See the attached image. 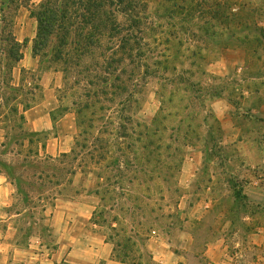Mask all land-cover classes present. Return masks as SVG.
I'll return each instance as SVG.
<instances>
[{"label": "rangeland", "instance_id": "rangeland-1", "mask_svg": "<svg viewBox=\"0 0 264 264\" xmlns=\"http://www.w3.org/2000/svg\"><path fill=\"white\" fill-rule=\"evenodd\" d=\"M146 1L131 51L106 37L95 57L67 66L53 59L57 30L33 54L30 6L12 15V29H2L0 12V171L14 187L11 240L30 253L2 264H46L55 247L47 224L53 206L97 186V224L129 264H155L151 232L192 217L200 199L208 204L199 211L210 227L208 253L190 264H264V205L250 203L248 192L257 168L254 179L264 183V0ZM208 29L215 35L206 36ZM8 31L14 43L4 41ZM243 35L242 45L236 38ZM10 50L23 61L6 59ZM29 56L33 70L24 67ZM46 100L55 121L67 114L76 125L65 157L47 156L44 137L29 144L22 130L20 110ZM198 154L221 160L206 194L181 178L185 161ZM252 158L258 166L251 169Z\"/></svg>", "mask_w": 264, "mask_h": 264}, {"label": "crops", "instance_id": "crops-1", "mask_svg": "<svg viewBox=\"0 0 264 264\" xmlns=\"http://www.w3.org/2000/svg\"><path fill=\"white\" fill-rule=\"evenodd\" d=\"M32 57L24 59V67L33 70L36 64ZM23 61L22 59L20 62ZM59 74H52L50 81L57 79ZM51 84V83H50ZM47 93L49 83H44ZM51 88V87H50ZM51 102L46 100L43 104L32 105L30 108L20 110L22 130L29 136L28 143H37L38 138L44 137L42 150L49 157L68 155L72 152L76 139V125L71 121V115L65 114L61 121H55L50 107ZM240 130V128H238ZM241 143L238 141V144ZM254 152L252 151V154ZM253 157V156H252ZM258 157V156H257ZM210 161L206 155L198 154L185 161L181 178L186 188H193V193L206 194L211 191L213 183L220 171L218 160ZM249 161V160H248ZM260 161V160H259ZM208 163L215 166L214 170L208 168ZM251 169L258 166V160L249 161ZM257 168V167H256ZM264 168V167H263ZM223 169V168H221ZM264 171V170H263ZM219 173V174H218ZM258 168L251 172L250 203L264 205V183L254 179L258 175ZM96 181L102 182L99 174ZM207 179L204 183L203 180ZM84 190L70 199H60L52 208L47 220L52 243L55 246L50 255L46 257V264H129L125 259H116L113 239L108 237L106 231L94 223V213L99 207L100 198L97 190ZM14 187L8 180L6 173L0 171V264L4 259L21 261L29 252L21 250L14 239L16 230L10 228V222L17 214L10 212ZM263 196V197H262ZM208 209L206 201H199L193 206V216L183 218L174 229L159 232L153 230L148 240L147 250L155 264H190L193 261L206 258V217L199 211ZM111 228H114L111 226ZM10 239V240H8ZM125 262H123V261Z\"/></svg>", "mask_w": 264, "mask_h": 264}, {"label": "trees", "instance_id": "trees-1", "mask_svg": "<svg viewBox=\"0 0 264 264\" xmlns=\"http://www.w3.org/2000/svg\"><path fill=\"white\" fill-rule=\"evenodd\" d=\"M163 1L169 4L173 0ZM31 3L32 0H0V12L4 14L1 19L2 29H12V15L19 8L30 6L31 16L36 19L38 31L33 54L36 55L37 51L44 48L49 37L57 30L59 45L53 50V59L63 66L70 63L78 65L77 63L84 59L95 57V52L99 50L102 42L106 41L104 39L106 37L111 38L114 45L118 44V49L124 52L131 51L129 43L134 39L131 37V29L134 24L140 25L144 19V14L142 15L141 12L147 8L146 0H41L38 4L30 5ZM214 30L208 29L206 36H214ZM13 38L8 31L4 41L14 43ZM247 40L248 37L244 35L236 38V41L241 42L242 45L243 41L248 42ZM71 41H76L75 53L72 57L67 49L72 44ZM253 42L260 44L259 39ZM11 50L6 53V59L14 63L19 62L21 56L13 57ZM95 218L94 213L93 221L97 223ZM116 259L119 257L116 256Z\"/></svg>", "mask_w": 264, "mask_h": 264}]
</instances>
